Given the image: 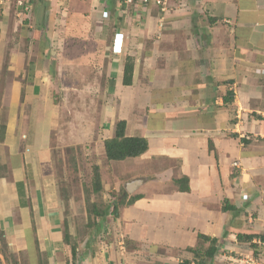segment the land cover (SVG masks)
Segmentation results:
<instances>
[{"label":"crops","instance_id":"obj_1","mask_svg":"<svg viewBox=\"0 0 264 264\" xmlns=\"http://www.w3.org/2000/svg\"><path fill=\"white\" fill-rule=\"evenodd\" d=\"M31 1L32 31H22L17 11L13 17L2 8L0 14V232L17 262L71 261L54 131L60 143L97 141L104 157L103 141L120 120L125 136L145 138L148 149L111 163V178L118 192L137 180L133 193H126L140 198L110 217L112 235L102 252L84 251L75 264H180L198 234L220 242L215 261L253 251L236 236L264 232V0H182L180 6L176 0L165 14L155 7L117 12L118 0H70L72 10L64 13L72 34L91 35L76 20L84 25L93 19L92 33L107 59L104 94L112 104L99 109L95 129L85 112L78 122L63 120L61 100L86 97L89 77L76 79L86 70L55 52L67 49L62 34L46 28L62 0ZM119 14L123 26L114 29ZM113 39L122 47L119 56L112 55ZM52 58L56 65L46 63ZM126 58L134 64L129 86L122 84ZM227 92L232 102L224 104ZM124 167L131 172L112 175ZM184 177L186 192L173 183ZM224 201L236 210L223 212Z\"/></svg>","mask_w":264,"mask_h":264},{"label":"rangeland","instance_id":"obj_2","mask_svg":"<svg viewBox=\"0 0 264 264\" xmlns=\"http://www.w3.org/2000/svg\"><path fill=\"white\" fill-rule=\"evenodd\" d=\"M2 1L3 4L0 5V8L3 6L9 10V13H15L17 11L16 14H18L20 9L17 6V2L14 4L13 0ZM60 2L62 3L59 5V10L61 12L59 11L55 13V20L51 21L47 19V21H45L47 25L46 28L48 30H54L60 35L62 34L60 37L63 38V41L60 43H63V46L67 48L65 51L62 50L55 52L57 54L69 56L71 59L70 62L72 64L68 63V65L78 67L82 66L86 70L84 75L78 74L76 79L87 80V77H89V83L86 86H89L88 94L84 95L86 97L77 99L74 96L72 98H69L68 96L61 100L64 101L63 105L61 104L63 109L62 114L65 117L63 120H65V124L70 122V119H72L73 122H78L81 118L80 113L85 112L89 128L95 129L97 126V120L99 124V109H103L104 106L106 108L109 104H112V100L107 98V96L105 97L104 94L106 89L105 66L107 61L105 58L104 44L103 42L98 41V37L94 36L92 33L93 28H95L93 26V19L88 21L85 20L83 23L84 25H79L80 20H76L78 22L77 27L82 31L91 33V35L85 37L83 36V33L80 32L77 34H72V25L69 24V19L65 13L71 12L73 4L70 3V0H62ZM66 7H68L67 10L65 9ZM16 14H13V17H15ZM19 16L21 17L20 20L22 21L19 27H22V31L24 33L32 31L34 28L31 18L27 19L23 18L24 16L22 17V15ZM32 16L33 15L31 12L30 17ZM30 25L32 28H30ZM67 29L71 33L69 36H64L63 33H65ZM52 40L53 42L58 43V41L56 42L54 39ZM75 45H78V50L82 49V52L75 51L76 47H73ZM52 53H54V51H52ZM52 59L46 61V63L56 65L55 58ZM61 64H63L64 67V63ZM88 66L89 68H87ZM69 70L70 68H67V71ZM70 75L71 77H74L72 70H70ZM72 79L74 78H71V81H73ZM79 81L81 80H77L76 82ZM73 86H79V84L74 83ZM82 118H85L84 114L82 115ZM65 124H61L60 129L62 131L65 128ZM56 133L57 131H54V136L52 134V152L55 164L57 166V182L59 195L61 198L60 200L64 211V223H66V228L71 233L73 243L77 245L79 257L84 251V254H87L88 252L94 254L102 252L99 251V248H102V245L106 243L109 237H111L112 231L108 230L111 229V218L108 216L103 226L99 230L97 229L98 231L94 230V228L91 229L92 220L90 218L88 209L90 208L91 203H95L96 205L110 204L113 206V202L119 199V197L122 195V189L124 190V188H118L120 192L115 189L116 181H113L111 178V166L106 165L103 155L100 154V148L97 141L89 139L88 142L84 143L82 146H76L75 144L70 145L69 142L60 143V141L56 140ZM95 165L101 166L100 173L104 191L100 194H94L91 187L92 169ZM124 168L126 170L122 171L121 169ZM124 168H119V170H116V172L112 175L121 176L122 173V175L125 176L127 172H131L130 168ZM94 232H97V234L92 240L91 236ZM87 238L89 239L88 245H91L84 248L83 244ZM14 259L16 260V257H14ZM184 259L186 258L179 257V260L181 261ZM10 261H12V259H7V261L4 260V263L10 264ZM225 261L226 259L223 261L214 260V264H229L227 261ZM20 262L21 264H24V261L21 260Z\"/></svg>","mask_w":264,"mask_h":264},{"label":"trees","instance_id":"obj_3","mask_svg":"<svg viewBox=\"0 0 264 264\" xmlns=\"http://www.w3.org/2000/svg\"><path fill=\"white\" fill-rule=\"evenodd\" d=\"M88 1L89 0H74V5H76V3L85 4L86 2L88 3ZM16 2L17 0H13L14 4ZM117 2L119 3V7L116 11L121 12V10H123V4L119 0ZM22 3L24 5L25 4L31 5L32 1L22 0ZM2 8L4 7L1 6L0 14H2ZM123 21H124L123 16L120 14L117 15V20L114 21V23L112 24L113 28L114 29L122 28ZM133 65H134L133 61H131L130 58H126V61L123 65L124 67H123V76H122V84L125 86H129L132 82L133 69H134ZM223 102L224 104H228L232 102L231 93L229 92L226 93V95L223 97ZM234 122L235 120L231 118L230 123L234 124ZM4 127H5L4 124L0 126V139L2 138ZM125 127H126V123L124 121L121 120L117 121L115 124V131L113 137L103 141L104 161L107 166H109L111 163L114 162H121L126 159L139 157L142 154H144L148 149V142L145 138L125 136L124 134ZM100 169L101 166L99 165H95L92 169L91 187H92V192H94V194H100L103 193L104 191L103 183L101 181ZM173 183L178 186V189L180 191L186 192L189 190L187 179L185 177L177 180H173ZM139 198L140 195L138 194L128 197L125 190L122 189V195L119 197L118 200H115L113 202V206H111L110 204L96 205L95 203H91L90 208L88 209L90 218L92 220L91 229L94 228V230L97 229L99 230L103 226L108 216H110L112 219H115L118 216L119 207L124 205H131ZM235 210L236 209L233 206L229 205L227 201H224L222 203L223 212H227V211L234 212ZM108 230L112 231V229H108ZM96 234L97 232H94L92 234L91 236L92 240L95 238ZM254 238H258L260 242H264V232L255 233V234L254 233L245 234V235L238 234L236 236L238 242L249 243L252 249L256 250L257 246L251 244ZM63 239L65 243L68 244L70 247V256H71L70 264H75L78 259L77 245L73 243V240L71 238V233L66 228V223H64ZM125 244L128 245L127 240ZM219 246H220V242L217 239L211 238L206 235L198 234L197 242L195 246L184 249V252L188 254V258L184 259L180 264H213L214 260L219 254ZM0 252L4 257L5 261H7V259H12V261H10V264H18L17 260L14 259L15 256L13 255V253L10 252L2 232H0ZM41 264H45V262L42 261Z\"/></svg>","mask_w":264,"mask_h":264},{"label":"built area","instance_id":"obj_4","mask_svg":"<svg viewBox=\"0 0 264 264\" xmlns=\"http://www.w3.org/2000/svg\"><path fill=\"white\" fill-rule=\"evenodd\" d=\"M8 1V0H7ZM125 7L127 8H133L137 10L139 7H143L145 9L150 7H155L158 9V11L162 14L168 13L172 10V3H177L176 0H120ZM182 0H180L179 5ZM3 4V1L0 0V5ZM17 6L22 8V12L19 13L22 14L25 18L29 17L31 13V5L30 4H23L21 1L17 2ZM161 26V23H160ZM234 166H237L238 163H233ZM243 198H247L245 195ZM258 244L260 242L258 241ZM264 245V244H263ZM229 264H264V250H259L256 254L253 252H248L244 254H240L238 257H227Z\"/></svg>","mask_w":264,"mask_h":264},{"label":"clouds","instance_id":"obj_5","mask_svg":"<svg viewBox=\"0 0 264 264\" xmlns=\"http://www.w3.org/2000/svg\"><path fill=\"white\" fill-rule=\"evenodd\" d=\"M18 1H21L22 2V0H17V2ZM120 1V0H119ZM123 4V3H122ZM123 7H124V9H133L132 7L131 8H127V7H125V5L123 4ZM20 10H19V12H18V14L20 13V12H22V8L21 7H18ZM140 8V7H139ZM133 10H135V9H133ZM31 12H32V6H31ZM31 14V13H30ZM162 14V13H161ZM20 15H22V14H20ZM23 16V15H22ZM25 18V17H24ZM30 18V15H29V17H27V19H29ZM27 19H25V20H27ZM162 19V18H161ZM115 40L116 39H113V45H112V55H115V56H119L120 55V53H121V48L122 47H118L117 45H116V43H115ZM122 76H123V74H122ZM234 166V165H233ZM235 167H239V165H237V166H235ZM127 192V191H126ZM128 193V192H127ZM129 194V193H128ZM243 198V197H242ZM244 199V198H243ZM246 199V198H245ZM110 217V216H109ZM259 241V240H258ZM258 241H257V244H258ZM260 242V241H259ZM264 242H260V244H258V246H257V249L256 250H253V251H249V252H253L254 254H256L259 250H264ZM245 253H248V252H245ZM244 254V253H243ZM230 257V256H229ZM232 257H238V256H232ZM226 260H227V262L229 263V261H228V258L226 257Z\"/></svg>","mask_w":264,"mask_h":264},{"label":"water","instance_id":"obj_6","mask_svg":"<svg viewBox=\"0 0 264 264\" xmlns=\"http://www.w3.org/2000/svg\"><path fill=\"white\" fill-rule=\"evenodd\" d=\"M137 184H138V181L137 180H134V181H131V182L127 183V185H126V191L129 194H132Z\"/></svg>","mask_w":264,"mask_h":264}]
</instances>
